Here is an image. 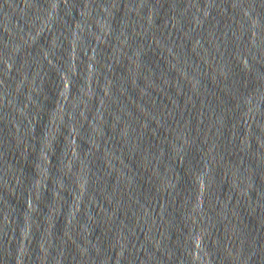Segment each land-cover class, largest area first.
<instances>
[{
  "label": "water",
  "instance_id": "obj_1",
  "mask_svg": "<svg viewBox=\"0 0 264 264\" xmlns=\"http://www.w3.org/2000/svg\"><path fill=\"white\" fill-rule=\"evenodd\" d=\"M0 264H264V0H0Z\"/></svg>",
  "mask_w": 264,
  "mask_h": 264
}]
</instances>
